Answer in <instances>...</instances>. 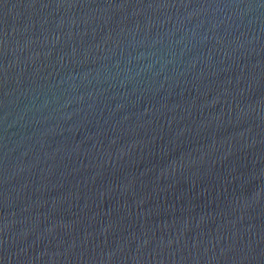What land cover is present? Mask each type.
Here are the masks:
<instances>
[{
  "label": "water",
  "instance_id": "1",
  "mask_svg": "<svg viewBox=\"0 0 264 264\" xmlns=\"http://www.w3.org/2000/svg\"><path fill=\"white\" fill-rule=\"evenodd\" d=\"M0 264H264V0H0Z\"/></svg>",
  "mask_w": 264,
  "mask_h": 264
}]
</instances>
